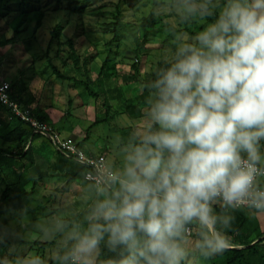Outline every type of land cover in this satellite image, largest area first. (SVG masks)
<instances>
[{"label": "clouds", "instance_id": "9594fccd", "mask_svg": "<svg viewBox=\"0 0 264 264\" xmlns=\"http://www.w3.org/2000/svg\"><path fill=\"white\" fill-rule=\"evenodd\" d=\"M170 43L115 158L83 152L81 213L58 209L37 234L52 264H199L233 246L235 211L264 213V0H157ZM198 31L180 27L205 21ZM27 220V209H23ZM31 222V221H29ZM8 231L0 226V244ZM0 264H46L37 253Z\"/></svg>", "mask_w": 264, "mask_h": 264}, {"label": "rangeland", "instance_id": "374dc122", "mask_svg": "<svg viewBox=\"0 0 264 264\" xmlns=\"http://www.w3.org/2000/svg\"><path fill=\"white\" fill-rule=\"evenodd\" d=\"M69 1L0 0V74H2L0 76L15 82L16 91L23 85L35 86L38 82L54 90V82L51 81L53 79L52 70L49 64L55 65L61 72L73 73L72 61L68 58V40L73 43L81 60L84 57L88 59L89 75L93 80L97 78L101 64L108 57L106 71L113 75L112 79L117 80L120 87L117 91L119 95H122L121 103L120 101L113 102V105H119V107H114L112 112L117 113L116 109L120 112L115 114L109 122L94 126L90 130L89 137L90 141L98 144V149L103 147L102 151L106 157L115 158L117 139L126 135L127 132L125 116L129 115L124 112V105L141 92L140 82L145 80L146 74L156 66L162 47L170 43L171 37L165 31V25L175 26L176 21L171 13L167 16L155 15V23L149 29L146 43L143 49L137 52L136 39L141 42L143 35L140 23L152 10L155 11L152 0H76L83 7L81 14L68 9ZM34 11L42 13L40 25L37 27L35 26V14H31ZM116 13L119 14L120 20L117 34L114 32ZM206 22L208 21L198 20L187 25H180V27L194 33ZM55 24L63 27L62 35L59 43L53 42L47 52L50 30ZM47 58L49 62L46 61ZM61 82L66 84L65 80L58 83L61 84ZM69 82V90L62 89L61 86L55 87L53 94L56 102L66 106V110L69 109L68 103L71 97L72 101L74 97L77 101L84 102L85 105L93 104L94 98L89 97L72 81ZM84 110L83 108L82 111ZM70 111L76 115L75 104ZM92 114L95 117L96 111ZM89 115L90 112H86L76 116L79 120L83 119L81 120L83 124L80 122L82 136L84 131L88 130ZM36 141L49 143L42 136L35 137L33 144ZM48 146L52 147L49 144ZM64 181L65 179H55L48 181L45 186L42 183L39 184L27 202V220L22 211L0 216V226H3L9 233L6 240L20 238L26 242L23 244L12 242L4 248L0 247V256L15 258L37 253L44 258L46 264H52L55 242L42 239L32 222H40L58 209H63L69 214L81 213V207L73 206V202L79 204L77 197L72 195L77 189L76 183H72L67 190ZM30 186L31 182H28L24 188L30 190ZM2 189L3 182L0 179V193ZM33 214L37 217L36 220H32ZM262 214L259 222L264 226V213ZM37 240L46 243L45 246H42L40 242L34 244ZM199 264H210V258L200 260Z\"/></svg>", "mask_w": 264, "mask_h": 264}, {"label": "trees", "instance_id": "16d2710c", "mask_svg": "<svg viewBox=\"0 0 264 264\" xmlns=\"http://www.w3.org/2000/svg\"><path fill=\"white\" fill-rule=\"evenodd\" d=\"M152 3L154 6L157 3V0H152ZM68 9L78 14H81L83 12V7L80 6L76 0H70L68 2ZM31 14H35V26L37 27L38 25H40L42 13L41 11H34ZM114 16L116 18V22L114 23V32L115 34H117L118 25L120 24L119 14L116 13ZM212 19L213 17H208L206 20L210 22ZM154 21V10H152L141 21L140 26L143 29V35L141 42L136 39L137 52H140L143 49L149 35V29L153 27L155 23ZM62 30L63 27L59 24H55L52 27V29L50 30V40L48 43L47 52L53 42L56 44L59 43V39L62 35ZM68 47V58L72 61L73 73L69 74L60 72L54 65L52 66V71L61 80L72 81L82 91L86 92L89 97L94 98L96 114L93 125L108 122L115 116V113L111 110L107 93L112 88L117 89V80L112 79L111 77H113V75L107 73L106 71L109 58H105L100 66L97 78L93 80L89 75L88 59L86 57H84L82 60L80 59V55L77 53L76 49L73 46V43L70 40H68ZM151 72L146 74L145 79L151 74ZM97 84L98 86H96ZM92 85H95L96 87ZM10 95L13 99L19 101L11 91V85ZM145 95L146 92H140L134 99H129V101L124 105V112L130 117H138L143 109ZM0 109L5 110L10 119L24 125L19 119L12 116L7 108L0 105ZM32 112L38 119L44 121V118L39 115V112H37L35 109H32ZM25 127L26 129L19 132L16 137L11 135L10 138V136H8L7 134L0 136L1 138H6V141H8V143L13 144L12 148H10L9 146L5 149L0 147V179L3 182V189L0 193V216L6 215L7 213H12L14 211H22L23 209H27L28 200L33 195L35 189L37 188V186H39L40 182L44 178V175L39 173L36 174V171H34V169H30L32 168L31 166H29L24 171H21L22 166H19L18 169H12V161H14L15 159L18 161L28 159L32 160L29 153V139L31 137L33 138L34 136L39 135L33 134L27 126ZM78 145L81 146V143L78 142ZM56 153L60 157H62L58 152ZM68 161L74 163L77 166V169L75 173H73V175L65 181V188L67 190H69L71 184L75 180V177L81 173V167L79 164L72 160ZM28 182H31L30 190H26L24 188V186ZM235 217V222L229 234L231 236L233 246L244 247L227 248L222 253L211 257L210 264H264V231H260L256 219L249 216L244 210L235 211ZM36 219L37 217L35 216V214H33L32 220ZM12 242L20 244L26 243L23 239L20 238L8 239L5 241V243L0 244V247L4 248L5 245ZM39 242L40 241L38 240L34 241V244ZM40 243L42 244V246H45L46 244L43 242Z\"/></svg>", "mask_w": 264, "mask_h": 264}, {"label": "crops", "instance_id": "0c3cea01", "mask_svg": "<svg viewBox=\"0 0 264 264\" xmlns=\"http://www.w3.org/2000/svg\"><path fill=\"white\" fill-rule=\"evenodd\" d=\"M48 59L49 58L46 59L47 62L50 61ZM49 66L52 70L53 64H49ZM51 72L53 76V79L51 81L54 82L53 84L54 90L56 86H61L62 89L67 88L69 90L68 87L70 85V82L68 80H65L66 84H64L63 82L59 84L58 82H60L61 79L58 78L53 71ZM0 78L8 82L11 85V91L16 96V98L19 100L18 102L21 105L27 106L31 109H35L37 112H39V115L44 118V121L54 126L62 137L64 138L70 137L76 140L77 142H80L82 148L88 154H91V155L105 154L102 151L103 147H101L100 145L99 147L101 148L98 149V144H96L93 141H90V137H89L90 130L94 126L98 125V124L93 125L95 117L93 116L92 112L96 111L94 100H93V104L87 103L85 105L84 102H81V100L77 101V99H74V97L72 101L71 100L72 97H71L68 103L69 109L66 110V106L56 102L55 95L53 94L54 90H51L45 84L40 85V83L38 82L37 85L35 86L23 85L22 87H20V89L16 91L14 88L15 82L6 80L2 76H0ZM116 86H117V89L112 88L107 93V97H109L108 101L111 106V110H113L114 107L116 108L119 107V105L117 106L113 105V102L114 101L118 102L122 99L120 98L122 95H119L117 91L120 88L119 84H117ZM73 104H75L77 108L76 115H74V112L71 113L70 111V108L73 107ZM83 108L85 109L84 112L82 111ZM116 111L117 113L115 114L116 115L119 114L120 112L119 109H116ZM86 112L88 113L90 112V115H89L90 118L89 119L87 118L88 120H90V123L87 125L88 130H85L84 135L82 136L81 123L83 124V122L81 120L83 119L79 120L76 118V116L79 113L85 114ZM103 123H107V122H103ZM24 129H26L24 125L19 124L16 121L10 119L7 112L3 109H0V136L7 134L8 136H10V138H11V135L16 137V135ZM35 137L37 136H34L33 138L31 137L29 139V142H30L29 153H30L32 160L28 159V160L18 161L15 159L14 161H12V169H18L19 166H22L21 171H24L29 166H31L32 168L30 169H34V171H36V174L39 173V174L44 175L43 180L40 182L42 183L43 186H45L46 183L50 180L53 181L55 179H59V180L65 179L66 181L67 179H69L73 175V173H75L77 166L74 163L60 157L52 147L49 148L48 146L49 143L47 144L44 141H39V142L36 141L33 144V139ZM8 146L12 148L13 144L8 143V141H6V138L0 137V147L5 149ZM76 178L77 176L75 177V179ZM73 183H75V180L73 181ZM38 187L39 186H37V188ZM244 211L249 216L255 218L258 223V228L260 229V231H264V226H262L261 223L259 222V219L262 217L263 214L260 212H249L247 210H244Z\"/></svg>", "mask_w": 264, "mask_h": 264}, {"label": "built area", "instance_id": "2783aa9c", "mask_svg": "<svg viewBox=\"0 0 264 264\" xmlns=\"http://www.w3.org/2000/svg\"><path fill=\"white\" fill-rule=\"evenodd\" d=\"M0 105L7 108L11 115L19 119L33 134L44 137L52 148L63 158L72 160L79 165H91L95 162L94 160H89L88 157L83 154L85 151L78 145L76 140L70 137H62L54 126L38 119L31 108L23 106L17 100L13 99L10 95V84L1 78ZM93 156H105V154Z\"/></svg>", "mask_w": 264, "mask_h": 264}, {"label": "water", "instance_id": "95a60500", "mask_svg": "<svg viewBox=\"0 0 264 264\" xmlns=\"http://www.w3.org/2000/svg\"><path fill=\"white\" fill-rule=\"evenodd\" d=\"M244 246H232L230 248H243Z\"/></svg>", "mask_w": 264, "mask_h": 264}]
</instances>
